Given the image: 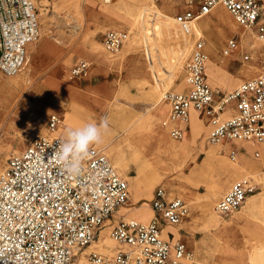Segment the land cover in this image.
Segmentation results:
<instances>
[{"label": "rangeland", "instance_id": "obj_1", "mask_svg": "<svg viewBox=\"0 0 264 264\" xmlns=\"http://www.w3.org/2000/svg\"><path fill=\"white\" fill-rule=\"evenodd\" d=\"M147 2L149 6L160 7L173 21L176 12L182 8L181 0H162L157 4L150 0ZM116 3V0H34L39 14L40 38L30 45L28 63L21 72L11 77L0 75V82H8L23 76L29 68L32 69L31 85L15 106L4 115L3 123H0V151H4L0 153V167H4L6 160L12 155L20 154L33 138L47 134L46 122L50 114H57L61 118V126L56 132L61 138L66 131V118L69 119V128H78L88 122L98 123L102 117H107L108 130L102 142L93 145L96 149H101L106 143L111 146L113 143H121L131 134L139 137V144H136L133 152L125 150V170L121 176L128 183L129 200L126 205L133 203L128 179H142L151 169L165 166L160 173L162 179L153 187L151 197H143L132 206L138 208L133 210L134 213L141 212L150 219L153 217L150 201L157 187L165 190L169 200H183L188 214L209 194H218L213 211L221 222L223 220L221 228L214 226V222L204 224V220H200L195 211L192 213V220L187 219L186 213L178 225L170 227L173 233H167L173 235L178 230L179 235L174 234L173 241H181L186 249L205 263L264 264V165L260 163L261 147L264 144H247L252 148L247 152L245 144L238 141L212 143L209 138L213 126L208 119L202 118L196 112L189 115L187 123L180 125L184 131L182 139L174 140L170 136V130L175 125L168 122L167 126H163L169 113L165 96L188 89L184 67L173 81V75L168 72L165 63L156 61L155 52H159L164 58L167 54L158 48L163 46V32L152 11H147L138 19L134 29H130L120 19L126 12L124 6L117 9L114 7ZM109 30L125 32L128 35L116 52H109L103 44V35ZM239 31L245 33V36L251 34L252 42L256 46L255 52L240 46L238 50L236 48L230 53V57L221 58L219 65L213 68L205 49L206 37L202 35L207 57L205 72L212 89L227 93L260 74L261 45L253 32L240 26ZM239 31L236 30L224 41L221 57L229 38L238 35L239 42L241 41ZM179 36L182 37L180 33ZM187 39L190 44L194 41L193 36ZM40 43L54 46L56 52L45 51L34 62V50ZM244 55H248L249 59L244 60ZM80 61L88 63L87 74L79 80H70V69ZM38 84L44 86V89H37ZM62 87L67 92H58ZM160 93L164 94L163 101L155 106V97ZM23 102L34 107L40 106L42 111L31 117L21 110L20 105ZM229 107L224 110L222 118L234 114V111L229 113ZM194 115L206 128L194 130ZM130 120L137 122L132 124L129 132H123L132 123ZM38 122L42 127L35 130L34 125ZM162 128L170 141L187 145L189 154L186 161L183 162L179 157L167 158L156 147L153 134ZM102 151L104 154L107 152L106 149ZM175 164L180 169L175 168ZM233 166H242L240 169L243 175L249 178L239 179L240 175L232 171ZM167 181L182 183L186 192L170 196L164 188ZM238 182L245 183L249 190L244 203L252 199L255 201V208L248 214H240L243 203L222 217L217 214L215 207L231 186ZM234 216L236 217L233 219ZM120 218L122 217L118 218L114 214L111 223L116 224ZM134 220L145 224L150 221ZM128 250L129 247L117 243L113 253L109 254Z\"/></svg>", "mask_w": 264, "mask_h": 264}, {"label": "built area", "instance_id": "obj_2", "mask_svg": "<svg viewBox=\"0 0 264 264\" xmlns=\"http://www.w3.org/2000/svg\"><path fill=\"white\" fill-rule=\"evenodd\" d=\"M150 1L157 4L162 0ZM181 3L174 21L183 35L194 37L184 66L188 89L165 96L169 113L163 126L168 122L175 125L170 136L181 140L184 131L180 125L187 123L193 111L213 126L212 143L264 144V0ZM218 4L240 26L252 30L261 45L260 74L227 93L208 84L204 41L193 30L194 22ZM38 15L34 0H0V75L11 77L25 67L28 45L40 38ZM127 38L125 32L109 30L103 35V44L109 52H116ZM239 40L238 35L229 38L223 54L234 51ZM243 59L248 60V55ZM87 69V62L76 63L69 79L83 78ZM229 106L234 114L222 118ZM61 123L59 115L50 114L47 134L33 138L20 154L9 157L0 171V264H75L83 249L129 200L127 181L102 150L91 147L76 175L54 157L62 139L56 134ZM248 191L243 182L233 184L217 203V214L223 217L239 208ZM150 206L153 217L147 224L134 219L111 223L110 238L129 247L128 251L109 256L90 253L83 264H209L196 258L181 241H173L170 233L168 239L161 237L165 227L176 226L185 217L183 200H169L165 190L157 187Z\"/></svg>", "mask_w": 264, "mask_h": 264}, {"label": "bare ground", "instance_id": "obj_3", "mask_svg": "<svg viewBox=\"0 0 264 264\" xmlns=\"http://www.w3.org/2000/svg\"><path fill=\"white\" fill-rule=\"evenodd\" d=\"M116 1L117 3L114 5V7H116L117 9H120V6H124V10H126V12L124 13L123 16L120 17V19L124 23L128 24L130 26V29H134L138 19L141 16L145 15L147 11L150 10L155 14L156 19L159 23V27L163 32V38H162L163 46L158 47V48L159 49L161 48V50H164L165 53L167 54V57L164 58L162 55L159 54V52L158 53L155 52L154 57L156 61H159V62L161 61L162 64L163 62L165 63V66L168 72L171 75H173V81H174V79L182 71L186 63V60L188 59L190 46H191L190 41L187 39L189 36L183 35L180 32L179 28L177 27L175 21H173L168 15L164 14L160 7L156 5L149 6L148 5L149 3L147 2V0H116ZM74 9L75 11H77L76 8ZM204 18L205 19L203 20H199V21L196 20L194 22L193 30L195 34L201 35V36L203 35L204 37H206V48L205 49H206V53L208 54L210 58V61L212 62V68H213L219 65L218 61H221L220 60L221 58L230 57L231 55L230 53L227 55H223L221 57L220 56L221 49L227 37L235 33L236 30L239 31L240 25L235 20H233L232 16L227 12V10L221 4L216 5L209 14L204 16ZM240 27L244 28L242 26ZM249 31L253 32L252 30H249ZM179 33L181 34L182 37L179 36ZM239 34L241 36V41H240L241 44L239 45L240 42L238 43L237 50H238V47L241 46V48L253 49L255 52L256 46H254V42H252L253 38L251 34H247L246 36H245V33L242 34V32H240ZM30 45L31 44H29L27 48V63H28V58H29ZM100 50L101 49H99V51ZM45 51H50L54 53L56 52V48L50 44L45 45V43H40V46L36 47L34 50L33 61L35 62L38 59V56L40 54H44ZM245 72L249 73V70L245 69ZM31 74H32V69L29 68L28 71H26V73L21 77L13 78L12 80L8 82H0V123L2 122L4 118V115L15 106V104L21 98V95L31 85L30 84L31 77H32ZM173 81H171V84L173 83ZM36 87L39 90L44 89V86L39 85V84ZM58 92L64 93V92H67V90L66 89L64 90V88L62 87V89L61 88L58 89ZM163 97H164V94H161V93L155 97V106L161 104V102L163 101ZM20 108L22 111L27 112L28 115H30L31 117L39 115L40 111H42L40 106L34 107L24 102L21 103ZM228 110H229V113L233 112L231 107H229ZM191 113H194V112L193 111L190 112V115ZM68 120L69 119L66 118V121H65L66 129L69 128ZM193 120H194L193 122L194 130H200V129L202 130L203 128H206L205 125L200 123L199 121L200 119L195 117V115L193 117ZM129 122H132V123L126 126L123 132H129L128 130L132 128V124L134 122H137V120H130ZM34 126H35L34 127L35 130L37 129L40 130V127H42V125L39 122L36 123ZM153 139L155 140L156 147H158L159 150H161V152L165 154L167 158L175 159L176 157H179L181 158L183 162L186 161V157L189 154V148L187 147V145H185V143L179 144V143L170 141L168 136L164 132L163 128L153 134ZM130 140L133 141V143ZM121 143H116V144L113 143L112 146L111 144L106 143L101 146L100 150L106 149L107 152L105 155L107 158L109 157L108 160L109 159L111 160L110 162L111 165H113L114 169L120 175H124L123 173L125 170V157H126L125 150H132L133 152L134 148L137 147L136 144H139V137L133 136L131 134V136H128L127 138H125ZM244 144H245L244 145L245 148L247 149V152H250V150L252 149L250 146L251 144L250 145H247L246 143ZM92 147L95 148V146H92ZM261 149H262V158L260 159V163L264 165V147H261ZM3 152L4 151H0V153H3ZM134 152H137V150ZM164 167L165 166L151 169L142 179H138L135 181H131L130 179H128L130 183V188L132 190L131 192H132L133 203L129 206L124 205V206L119 207V209L115 213L118 216V218L122 217L120 219H123L124 221L133 219V218L143 221V222H147L150 220V217L144 216L141 212L134 213L133 210L138 209V208L137 207L134 208L132 206L136 205V203H138L139 200L143 197H148V198L151 197L153 187L158 181L162 179V175L160 173ZM175 168H179L178 164H175ZM240 168L242 169L243 167L233 166L232 167L233 173L239 174L240 175L239 179L247 180L249 177L247 175H243L242 170ZM2 169H3V165H1L0 171ZM164 188L167 189L170 196L176 195V194L180 195L186 192V188L184 187V185H182V183L177 182V181L165 182ZM217 196L218 194L217 195L209 194L206 197V199H204L201 202H198L196 204L197 206L193 205L194 207H193L192 213L196 211L200 220H204V224H206L207 222L208 223L214 222V226L221 228L222 227L221 225L223 224V220L221 222L219 217L213 211L214 201L217 199ZM254 208H255V201L252 199H248L244 203V205L241 207L240 214L242 213L248 214L252 212ZM192 213H189V214L187 213L188 214L187 219L189 220L193 219L194 214ZM235 217L236 216H234L233 219ZM111 226L112 224L110 223V225H106V227H104V229L101 230L98 239L94 240L86 248L83 249L84 251H82L79 261L75 264H83L86 255L92 252L93 253L94 252L95 253L96 252L108 253V254H105L108 256L111 255L109 253H113V250L115 249V244L117 245V243L113 241L109 236V231L111 229ZM170 227L171 226H167L164 228L162 235H161L162 237L167 239L168 238L167 232L173 233L172 228ZM174 234L179 235L178 230L174 231ZM202 257H204V255Z\"/></svg>", "mask_w": 264, "mask_h": 264}, {"label": "clouds", "instance_id": "obj_4", "mask_svg": "<svg viewBox=\"0 0 264 264\" xmlns=\"http://www.w3.org/2000/svg\"><path fill=\"white\" fill-rule=\"evenodd\" d=\"M107 130V117H102L98 123L93 121L78 128L66 129L64 137L59 140L54 157L70 174H78L82 162L90 155V148L102 142Z\"/></svg>", "mask_w": 264, "mask_h": 264}]
</instances>
